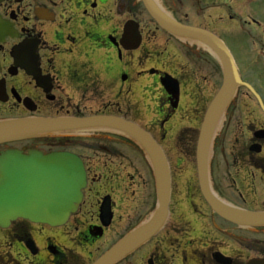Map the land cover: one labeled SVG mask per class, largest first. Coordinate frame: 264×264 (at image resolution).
I'll return each instance as SVG.
<instances>
[{"label": "flooded vegetation", "instance_id": "obj_1", "mask_svg": "<svg viewBox=\"0 0 264 264\" xmlns=\"http://www.w3.org/2000/svg\"><path fill=\"white\" fill-rule=\"evenodd\" d=\"M158 3L225 44L220 31L261 27L246 0ZM234 59L260 99L242 86L223 111L209 181L224 203L264 212V72L242 70ZM223 80L209 49L163 30L140 0H0V121L117 117L147 132L168 160V220L119 264H264V227L222 218L200 188L198 140ZM11 149L75 155L87 184L63 225L17 219L0 227V264H92L157 209L151 160L124 133H48L0 146Z\"/></svg>", "mask_w": 264, "mask_h": 264}, {"label": "water", "instance_id": "obj_2", "mask_svg": "<svg viewBox=\"0 0 264 264\" xmlns=\"http://www.w3.org/2000/svg\"><path fill=\"white\" fill-rule=\"evenodd\" d=\"M140 1L163 30L177 38L199 42L219 61L224 75L223 85L208 109L198 140L197 165L201 192L213 211L222 218L247 228L264 227V212L238 209L224 203L214 194L209 181L210 150L223 111L240 87L245 86L256 93L242 81L231 52L215 34L181 25L156 0ZM98 129L116 130L133 138L148 154L156 179L158 204L153 216L92 263L119 264L157 235L169 217L170 166L160 146L147 132L131 122L111 116L11 119L0 121V146L42 134ZM86 184L84 166L75 155L58 153L44 156L37 151L24 153L17 149L2 151L0 227H8L17 219L51 226L63 225L76 212Z\"/></svg>", "mask_w": 264, "mask_h": 264}, {"label": "rangeland", "instance_id": "obj_3", "mask_svg": "<svg viewBox=\"0 0 264 264\" xmlns=\"http://www.w3.org/2000/svg\"><path fill=\"white\" fill-rule=\"evenodd\" d=\"M246 4L247 16L257 19L261 27L247 28L245 32L229 29L220 34L242 70L252 66L256 72H264V0H246ZM83 255L87 257V253Z\"/></svg>", "mask_w": 264, "mask_h": 264}]
</instances>
